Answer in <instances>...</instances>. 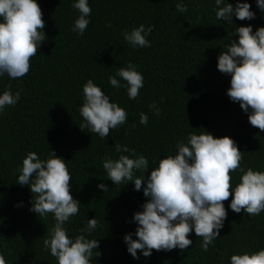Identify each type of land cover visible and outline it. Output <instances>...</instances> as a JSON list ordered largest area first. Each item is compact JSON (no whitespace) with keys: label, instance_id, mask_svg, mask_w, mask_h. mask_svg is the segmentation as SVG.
Returning <instances> with one entry per match:
<instances>
[{"label":"trees","instance_id":"trees-1","mask_svg":"<svg viewBox=\"0 0 264 264\" xmlns=\"http://www.w3.org/2000/svg\"><path fill=\"white\" fill-rule=\"evenodd\" d=\"M71 2L37 0L46 39L30 58L28 73L18 79L0 77V91L5 85L22 90L16 105L0 113V253L6 264H56L43 245L55 220L51 213L39 217L31 212L29 187L16 183L18 168L30 151L41 159L54 151L67 163L70 193L80 204L78 213L65 222L68 235L80 234L87 219L95 216L98 221L92 233H85L99 242L91 264H228L233 253L264 248V211L252 217L243 210L234 213L227 208L230 193L223 201L227 211L223 227L207 252L200 248L202 238L189 233L193 243L183 251L152 250L149 257L138 251L139 259H133L122 237L134 232L132 215L142 210L147 198L131 182L113 185L102 167L105 157L117 158L119 143L145 155L150 171L154 158L174 155L178 141L205 130L214 137L233 139L242 152L243 167L264 171V131L250 125L239 104L228 98L230 76L216 68L217 56L235 27L251 24L255 31L264 26V13L255 0H246L255 18L233 17L232 24L215 17L214 0H184L183 13L175 9L177 0H88L90 22L80 36L71 31L78 15ZM228 3L235 5L236 0ZM141 23L153 25L147 37L151 46L133 49L121 33ZM129 60L143 74L135 100L107 79ZM87 79L128 113L126 123L110 129L105 139L78 127ZM152 102L159 115L149 110ZM140 112L148 115L146 125L139 123ZM238 177L236 173V182ZM100 183L108 188L99 189ZM19 202L21 206H14Z\"/></svg>","mask_w":264,"mask_h":264},{"label":"clouds","instance_id":"clouds-1","mask_svg":"<svg viewBox=\"0 0 264 264\" xmlns=\"http://www.w3.org/2000/svg\"><path fill=\"white\" fill-rule=\"evenodd\" d=\"M255 4L264 13V0H255ZM214 5L215 17L227 24H232L233 17L237 20L255 18L246 0H236L235 5L228 0H214ZM71 7L78 12L71 31L83 35L90 22L89 2L72 0ZM175 9L183 13L187 4L177 0ZM42 15L37 0H0V77L6 75L9 79H18L28 73L30 58L37 55L46 39ZM152 30L153 25L145 27L141 23L121 34L133 49L146 48L151 46L147 37ZM216 68L230 76V86L226 90L228 98L239 104L250 125L264 131V26L255 31L251 24L235 27L224 50L217 56ZM107 79L113 88L124 87L129 100H135L143 87V74L131 60ZM21 91H12L10 85H5L0 91V113L6 107L16 105ZM148 108L154 115H159L160 109L155 102ZM78 111L82 118L78 127L96 133L102 139L109 136L110 129L124 125L128 116L127 111L110 100L92 79L82 85ZM139 123H148L145 112L139 113ZM115 151L119 154L117 158L102 160L108 180L113 185L131 182L133 189H142L147 198L140 206L142 210L132 215L136 224L134 232L122 237L133 259H139L138 251L144 257H149L152 250L177 248L183 251L193 243L188 238L189 233L202 238L200 248L207 252L223 227L227 215L223 201L230 193L232 198L227 208L234 213L243 210L252 217L264 211V171L243 167L240 163L242 152L228 136L214 137L205 130L199 134L190 132L176 143L174 155L154 158L155 166L150 171L148 158L134 148L116 143ZM18 173L16 183L27 185L32 193L29 210L39 217L51 213L55 220L43 245L56 264H91L92 250L97 249L99 242L87 238L85 233H92L98 221L95 216L87 219L80 234L68 235L65 222L78 213L80 204L70 193L71 177L65 160L54 151L49 150L44 159L30 151L23 157ZM236 173H239L238 182L234 180ZM97 187L103 191L108 188L104 183ZM96 253L98 256L99 252ZM0 264H6L2 253ZM228 264H264V248L233 253Z\"/></svg>","mask_w":264,"mask_h":264}]
</instances>
